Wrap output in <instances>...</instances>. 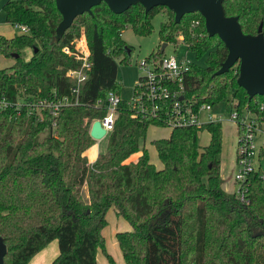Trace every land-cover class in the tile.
I'll use <instances>...</instances> for the list:
<instances>
[{
	"label": "trees",
	"instance_id": "trees-1",
	"mask_svg": "<svg viewBox=\"0 0 264 264\" xmlns=\"http://www.w3.org/2000/svg\"><path fill=\"white\" fill-rule=\"evenodd\" d=\"M160 7L171 14L159 24V40L175 44L181 36L195 59L203 57L202 64L189 63L185 96L264 116V95L250 98L237 83V63L214 74L227 48L216 34H207L197 11L174 22L173 12L164 5L144 11L135 3L114 13L100 1L91 12L74 16L54 41L60 14L53 0H5V21L23 23L28 32L0 34V53L13 58L0 68V93L9 99L49 97L52 90L67 94L72 80L65 71L78 61L61 46L69 45L80 25L91 65L79 86L78 103L61 106L55 116L46 109L41 118L25 107L0 110L2 264H25L52 239L57 254L48 264H96L98 247L112 262L101 232L109 206L131 226L114 234L124 264H264V166L249 174L246 200L226 191L220 174V122L173 126L167 136L152 139L160 167L149 161L144 147L126 161L138 149L147 125L160 124L134 114L121 99L104 150L87 160L85 149L95 140L89 126L104 112L96 100L108 90L118 93L114 57H129L121 29L129 24L136 33L148 32L149 17ZM223 7L227 15H237L243 32L255 33L262 21L264 33V0H223ZM23 47L31 50L26 61L20 57ZM160 52L158 48L148 55ZM203 128L209 131V141L198 149L196 132Z\"/></svg>",
	"mask_w": 264,
	"mask_h": 264
},
{
	"label": "built area",
	"instance_id": "built-area-1",
	"mask_svg": "<svg viewBox=\"0 0 264 264\" xmlns=\"http://www.w3.org/2000/svg\"><path fill=\"white\" fill-rule=\"evenodd\" d=\"M197 22L198 20L195 19L193 23ZM11 24L18 32H28L27 26L23 23L13 22ZM178 38L177 44L171 43L173 48L179 44L184 45L181 36ZM61 50L78 61L76 66L68 67L65 71V75L72 80L67 94L57 95L52 90L49 97L9 99L0 93V110L11 107L18 112L21 107H25L26 111L41 118L43 109H46L51 116H55L61 106L77 104L79 86L86 78L91 65L83 29L81 28L70 40L69 45H62ZM187 53L188 50L182 55H177L174 52L165 54L161 51L157 57L147 55L138 60L141 72L132 86L129 98H121L118 93L108 90L103 98L96 100V105L101 104L104 107V112L95 119H98L100 126L104 129V134L107 135L113 127L121 99L125 100L127 107L134 114L140 117H150L157 121L159 126L168 128L173 126L199 127L205 123L216 121L221 123L223 114L229 115L237 123L238 129L237 163L239 167L234 173V179L238 181L239 186L236 192L241 199L246 200L248 176L251 172L256 171L254 136L259 128L257 118L246 113L251 111L255 115L257 114L250 109L248 111L245 109L244 112L234 107L227 109L225 104L217 110L215 109L216 103L189 100L184 94L183 81L189 69V63L195 60L190 58ZM260 107L262 108L263 104ZM259 166L260 163H258ZM260 176L264 181V173H260Z\"/></svg>",
	"mask_w": 264,
	"mask_h": 264
},
{
	"label": "rangeland",
	"instance_id": "rangeland-1",
	"mask_svg": "<svg viewBox=\"0 0 264 264\" xmlns=\"http://www.w3.org/2000/svg\"><path fill=\"white\" fill-rule=\"evenodd\" d=\"M5 0H0V34H3L4 36H12L14 33H18V31L12 26L10 22L5 21L4 19V12L2 10V3ZM171 13L164 7L158 8V10L153 11L151 16L149 17L150 22V30L146 33L139 34L133 31L131 26L129 24H126L120 32V36L123 39V42L126 46L130 47L129 57L127 60H121L122 55H118L114 57V60L116 62V75L115 80L117 82V88H118V95L121 98H129L132 86L134 82L136 81L138 75L141 72V69L138 65V60L141 58L147 56L150 51L157 50L160 48V44L162 41L158 38V27L160 22L164 21L166 19L167 15H170ZM84 28L82 25L79 26L78 32L80 29ZM85 33V32H84ZM179 40V39H177ZM177 44V43H176ZM186 47L182 44H179L176 46V48H173V45L171 43H168L164 46L163 53L170 54V53H176L177 55H182L186 52ZM30 48L29 47H23L20 50V57L23 61H26L30 55ZM187 55L194 59L198 64L203 63V57L200 58H194L191 52H188ZM12 57L10 56H4L0 53V68L7 66L12 63ZM223 103L221 101L216 102L215 109L222 108ZM247 109L246 111H248ZM245 109L241 110V112H244ZM247 115L251 117H256L259 128L256 130L255 136H254V144L256 151L255 155V167L256 170H258V163L260 165L264 166V116H258L255 115L253 112H247ZM221 128H222V151H221V161H220V174L221 177L224 179L223 182V188L228 191H236L238 189V181L234 179V173L238 169L239 165L237 163V147H238V129H237V123L235 120L231 119L229 115L223 114V119L221 122ZM169 132V128L167 126H159L154 124H149L146 127L145 135L139 139L138 142V149L131 153L127 158L128 160H134V157H137L140 154L141 148L144 147L147 152V157L150 162L154 164L155 167H160L161 162L157 157L155 148L153 144L151 143L152 139L158 138V137H165L167 136ZM107 141V135L104 134L94 142L90 147L92 150H94V146L96 143H98L99 150H103V148L106 145ZM209 141V131L206 128L199 129L196 132V142L198 145V149H201L203 145H206ZM257 156V157H256ZM259 158V159H257ZM85 194V189H84ZM111 222L108 220V225ZM108 242V248L110 244L112 246L115 245V238H110L107 240ZM51 243V242H50ZM50 243L47 245V247H50ZM52 243L56 246V239L52 240ZM52 245V244H51ZM119 255L116 254V259L114 257V261L112 259L111 264H122L123 261L120 258L119 262ZM118 260V261H117ZM96 264H98L96 262ZM124 264V263H123Z\"/></svg>",
	"mask_w": 264,
	"mask_h": 264
},
{
	"label": "water",
	"instance_id": "water-1",
	"mask_svg": "<svg viewBox=\"0 0 264 264\" xmlns=\"http://www.w3.org/2000/svg\"><path fill=\"white\" fill-rule=\"evenodd\" d=\"M60 19L57 22L51 40L57 41L74 16L83 11L91 12V7L103 1L114 13L125 10L129 5L140 3L144 11L155 5H164L173 12L174 22H178L181 15L197 11L203 17L205 29L209 36L217 35L227 48L225 59L214 74H221L238 64L237 83L242 86L251 98L256 94L264 95V33L262 21L255 33L243 32L237 15H227L223 7V0H53ZM166 42L160 43L163 51ZM128 51V46H124ZM36 51V47L32 48ZM13 57L17 53L11 54ZM93 139L104 135V129L98 119H94L88 130ZM5 244L0 238V264L3 261Z\"/></svg>",
	"mask_w": 264,
	"mask_h": 264
},
{
	"label": "crops",
	"instance_id": "crops-1",
	"mask_svg": "<svg viewBox=\"0 0 264 264\" xmlns=\"http://www.w3.org/2000/svg\"><path fill=\"white\" fill-rule=\"evenodd\" d=\"M12 62H13V59H12ZM97 140H99V138L95 139L94 142H96ZM92 144H90L85 149V155H86L87 160L89 162H91L95 158V156L98 152L103 151L105 148L104 147L103 150H99L98 143H96L94 146V150H92L90 147ZM135 158L136 157H134V159ZM223 182H224V179H223ZM223 182H222V186H223ZM84 189H85V194H84ZM81 195H82V198L84 200L87 199V193H86V188H85L84 184L81 187ZM104 216H105L106 222H105L104 226L102 227L101 232H102V235L104 237L105 251L110 254L113 261L116 259V254H117V256L119 255L118 258H119V262H120V258L122 259V256H121V252L119 250V247L117 245L116 240H115V242H116L115 245L112 246V244H110L109 248H108L107 240L110 238H113V237L115 238L114 234L117 230H127V229H130L131 226L127 220H125L122 216L115 213V210L113 209L112 206H109L106 209ZM108 220L111 222L109 225H108ZM52 240L47 242L42 248H40L38 251H36L25 264H48L50 262V260L57 254V245L55 246L54 243H52ZM49 243H50V247L48 248L47 245ZM114 257H115V259H114ZM95 258H96V262L98 264H111V262H109L108 259L106 258L104 251L102 249H100L99 247L96 249ZM122 261H123V259H122ZM123 263H124V261H123Z\"/></svg>",
	"mask_w": 264,
	"mask_h": 264
}]
</instances>
